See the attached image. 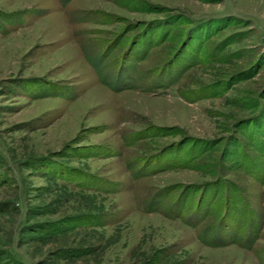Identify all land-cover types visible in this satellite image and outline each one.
I'll return each instance as SVG.
<instances>
[{"label":"rangeland","instance_id":"1","mask_svg":"<svg viewBox=\"0 0 264 264\" xmlns=\"http://www.w3.org/2000/svg\"><path fill=\"white\" fill-rule=\"evenodd\" d=\"M0 264H264V0H0Z\"/></svg>","mask_w":264,"mask_h":264},{"label":"trees","instance_id":"2","mask_svg":"<svg viewBox=\"0 0 264 264\" xmlns=\"http://www.w3.org/2000/svg\"><path fill=\"white\" fill-rule=\"evenodd\" d=\"M123 67H124V66H123ZM123 69H124L123 71H125L124 73H127L128 70H131V67L128 68V67L125 66V68H123ZM161 69H165V67H162ZM122 73H123V72H121V75H119V78H117V84L120 85V86L125 85L126 82L128 81V76H127V74H122ZM105 80H106V79H105Z\"/></svg>","mask_w":264,"mask_h":264}]
</instances>
